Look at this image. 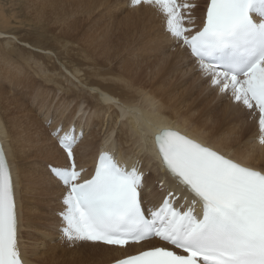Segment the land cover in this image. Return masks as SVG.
I'll use <instances>...</instances> for the list:
<instances>
[{"label":"bare ground","instance_id":"bare-ground-1","mask_svg":"<svg viewBox=\"0 0 264 264\" xmlns=\"http://www.w3.org/2000/svg\"><path fill=\"white\" fill-rule=\"evenodd\" d=\"M204 1L193 0L198 4L196 16ZM3 2L0 0V133L12 166L19 238L28 264H103L128 254L125 249L92 242L72 248L56 242L63 239L58 230L57 196L64 189L42 163L63 164L64 155L30 107L31 96V101L38 102L36 110L45 121H53L54 128L76 101L63 122L65 128L75 123L78 133L84 127L77 157L85 169L101 150H114L125 162L141 158L151 169V186L161 173L152 147L145 152L138 145L144 133L149 134L151 144V136L160 128L180 130L243 163L264 168V146L257 139L258 115L249 116L242 106L201 82L187 56L167 38L164 17L156 8L130 6L129 0ZM13 40L25 46H13ZM56 59L71 78L57 66ZM31 74L48 85L42 88L43 83ZM59 75L82 91L86 92L82 86L88 88L92 97L68 88L69 84L64 86ZM52 104L54 112L49 110ZM87 110L89 122L82 126L80 119ZM75 115L80 116L78 122H72ZM91 125L98 128L95 133L89 132ZM147 247L135 245L132 251Z\"/></svg>","mask_w":264,"mask_h":264},{"label":"snow or ice","instance_id":"snow-or-ice-1","mask_svg":"<svg viewBox=\"0 0 264 264\" xmlns=\"http://www.w3.org/2000/svg\"><path fill=\"white\" fill-rule=\"evenodd\" d=\"M164 17V32L199 73L201 82L258 115L264 146V0H207L197 22L193 0H129ZM51 127V121L48 122ZM64 163L49 174L64 189L59 232L70 244L125 247L159 239L115 264H264V168L241 163L172 128H160L154 161L161 175L152 187L137 158L122 164L101 151L93 172L77 163L83 139L75 123L50 133ZM149 134L138 147L148 152ZM153 188L156 191H153ZM13 177L0 144V264H28L21 250Z\"/></svg>","mask_w":264,"mask_h":264},{"label":"rangeland","instance_id":"rangeland-1","mask_svg":"<svg viewBox=\"0 0 264 264\" xmlns=\"http://www.w3.org/2000/svg\"><path fill=\"white\" fill-rule=\"evenodd\" d=\"M4 4H6V0H5V2H3ZM10 7V4L8 5V7L7 8H9ZM163 25H164V22H163ZM29 29V28H28ZM25 28H23L22 29V31H23V33L25 32ZM20 43H22V42H19V41H16V40H13V46H15L16 44L17 45H23V46H25L23 43L22 44H20ZM16 45V46H17ZM27 49H32V48H30V47H26ZM34 49V48H33ZM35 50H38V49H35ZM43 54V53H42ZM55 63L57 64V66H59V68H61V70L63 71V73L66 75L67 74V76L68 77H70L71 78V76H70V74L68 73V72H66V71H64V69H63V67H62V64H61V62H59L57 59H56V61H55ZM27 68H29L28 70H30V67L29 66H27ZM32 70V69H31ZM30 70V71H31ZM33 71V70H32ZM32 73V72H31ZM32 76H34V78L38 81V82H42L43 80L41 79V77L40 76H38V75H33V74H31ZM35 76H38V77H35ZM64 77V78H63ZM58 78H60V79H62V81L64 82V86H66V85H68L69 84V86H68V88L70 87V89H72V90H75V91H77V92H80L81 94H84L87 98H89V97H92L91 96V94L93 93V92H91V90H89L88 88H85V87H83L82 86V88L83 89H85L86 90V92L85 91H82L79 87L77 88L75 85H73L71 82H68L67 80H66V77L65 76H61V75H59V77ZM43 83V85H42V88H45V86L46 85H48L47 83H44V82H42ZM78 85H80V84H78ZM81 86V85H80ZM80 89V90H79ZM59 94H61V95H63V92L62 91H59ZM61 95H60V97H61ZM31 100H33V97L31 96L30 97V99L28 100V102H30L29 104H30V107L34 110V113H36V117L42 122V124H43V127H45L46 128V130L49 132V135H50V133L52 132V130H53V125H54V123H53V121L51 122V127H49V121L48 120H44L43 119V114H42V112L41 113H39L38 112V110H36V109H38V107H39V105H38V102H36L37 103V105H35V107H37V108H35L32 104H36V103H34L33 101H31ZM59 100V98H57L55 101L56 102H54L53 104L54 105H56V103H57V101ZM90 101H92V102H96L94 99H92V100H90ZM76 103V101H73L72 102V104L68 107V109L70 108V110H66V113H65V118L68 116L67 114H70V112L72 111V106L74 105ZM51 105V108L49 109V110H51L52 112H54L53 110H55V106L54 105ZM86 104V105H85ZM84 104V108H86V106L89 104V102H86ZM54 107V108H53ZM53 108V109H52ZM36 111V112H35ZM88 112H90V111H86V114L84 113V115H83V117H84V122H83V120H81V119H83V117H81V119H80V121L82 122V126H85V124H87V122H89V117H87V116H89L90 115V113H88ZM82 114V113H81ZM81 114H80V116H81ZM64 116H63V118L62 119H60V121H59V123L61 122V121H64ZM80 116H77V115H75V117L73 118L74 120H72V122H78L79 121V118H80ZM68 117H70V116H68ZM78 119V120H77ZM248 122H251L250 120H248ZM81 128H83V130H84V127H81ZM92 128V129H91ZM96 129H98V128H93V126L91 125L90 127H89V132H92V133H95L94 131L96 130ZM102 131H104L103 129H102ZM84 132H85V130H84ZM86 133V132H85ZM51 137H53L52 135H50ZM54 139V138H53ZM55 140V139H54ZM56 141V140H55ZM78 150H79V147L77 148ZM76 149V150H77ZM80 151L81 150H79V152L78 151H76L77 153H80ZM123 151H124V149H123ZM48 165V164H47ZM47 165H46V163H42V166H44L45 168V170L47 171L48 170V168H47ZM55 165V164H54ZM40 165H38V167H39ZM41 167V166H40ZM63 195V193L62 194H59L58 196H57V203H60V198H61V196ZM56 203V204H57ZM55 204V205H56ZM58 208H59V210H60V208H61V204H59L58 205ZM49 212H52L51 211V209H49L48 210ZM56 242H61V244L63 243V244H66L67 246H65V247H67V248H72L73 247V245H68V243L65 241V240H63L62 239V241H60V239H57L56 240Z\"/></svg>","mask_w":264,"mask_h":264}]
</instances>
